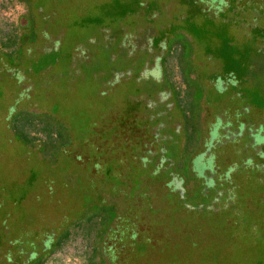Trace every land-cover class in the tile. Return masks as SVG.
I'll use <instances>...</instances> for the list:
<instances>
[{"label":"rangeland","instance_id":"374dc122","mask_svg":"<svg viewBox=\"0 0 264 264\" xmlns=\"http://www.w3.org/2000/svg\"><path fill=\"white\" fill-rule=\"evenodd\" d=\"M86 257L264 264V0H0V264Z\"/></svg>","mask_w":264,"mask_h":264},{"label":"trees","instance_id":"16d2710c","mask_svg":"<svg viewBox=\"0 0 264 264\" xmlns=\"http://www.w3.org/2000/svg\"><path fill=\"white\" fill-rule=\"evenodd\" d=\"M51 134H52V133H51ZM85 256H86V255H85ZM87 259H88V258L86 257V264H98V263H95V262H89V261L87 262ZM99 264H100V263H99ZM104 264H107V262L105 261Z\"/></svg>","mask_w":264,"mask_h":264}]
</instances>
